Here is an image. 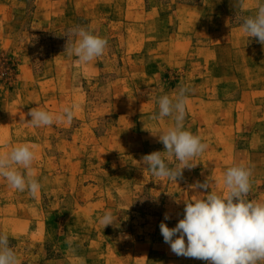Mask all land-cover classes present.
<instances>
[{"label":"rangeland","instance_id":"374dc122","mask_svg":"<svg viewBox=\"0 0 264 264\" xmlns=\"http://www.w3.org/2000/svg\"><path fill=\"white\" fill-rule=\"evenodd\" d=\"M262 3L0 0V154L28 144L41 184L32 197L0 176V234L20 264H207L172 253L159 225L167 212L175 227L184 199L207 194L196 182L226 195L232 166L251 169L247 198L264 202V44L241 27ZM80 27L108 41L88 64L65 51ZM181 88L184 129L207 148L176 184L142 157L165 151L158 134L175 121L153 119L157 100ZM66 106L71 124L31 125L32 108ZM108 210L117 222L103 228Z\"/></svg>","mask_w":264,"mask_h":264},{"label":"clouds","instance_id":"9594fccd","mask_svg":"<svg viewBox=\"0 0 264 264\" xmlns=\"http://www.w3.org/2000/svg\"><path fill=\"white\" fill-rule=\"evenodd\" d=\"M241 27L249 37H255L264 44V3L260 4L254 16H246ZM65 51L74 55L78 63L88 64L102 56L108 41L83 27L70 30ZM73 37L75 39H73ZM186 88H181L175 98L162 95L158 98V112L153 119L174 117V126L158 134L165 151H153L142 157L143 165L158 178L177 184L183 178L185 168L192 169L194 157L202 154L207 144L201 137L184 129L186 115ZM28 115L33 127L52 126L54 123L74 119L72 107H64L58 114L32 108ZM156 135V134H154ZM163 153L175 157L179 164L170 167ZM35 153L28 144L15 146L10 152L0 154V176L20 191H27L35 197L41 184L34 178L32 165ZM20 166L24 171H20ZM251 169L243 165L229 167L224 175L226 195L208 191V180L191 186L197 193H207L192 199H184L183 218L175 227L164 222L171 219L166 212L159 225L161 235L170 250L177 256L203 260L207 264H264V202L249 200L251 190ZM117 216L108 210L99 218L103 228L115 225ZM186 238V239H185ZM187 241V243H186ZM0 264H20L9 244L7 234H0ZM81 264L83 261L81 260Z\"/></svg>","mask_w":264,"mask_h":264}]
</instances>
